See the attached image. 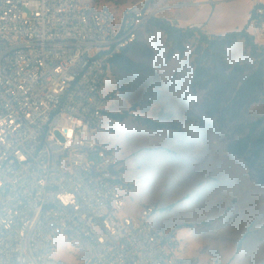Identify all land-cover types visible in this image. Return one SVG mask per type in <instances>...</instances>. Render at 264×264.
<instances>
[{
    "label": "built area",
    "instance_id": "2783aa9c",
    "mask_svg": "<svg viewBox=\"0 0 264 264\" xmlns=\"http://www.w3.org/2000/svg\"><path fill=\"white\" fill-rule=\"evenodd\" d=\"M150 17L140 3L0 0V264H222L180 254L156 205L125 213L136 186L96 140L111 60ZM251 26L264 41V8Z\"/></svg>",
    "mask_w": 264,
    "mask_h": 264
},
{
    "label": "rangeland",
    "instance_id": "374dc122",
    "mask_svg": "<svg viewBox=\"0 0 264 264\" xmlns=\"http://www.w3.org/2000/svg\"><path fill=\"white\" fill-rule=\"evenodd\" d=\"M86 1L117 13L140 3L151 16L184 28L193 18L206 24L209 32L200 29L209 36L254 31L253 0ZM198 38L196 33L187 40L180 54L163 30L148 22L141 27L127 54L130 68L113 63L102 85L109 112L136 108L124 121L108 117L96 140L120 157L125 178L136 186L124 212L136 215L144 205H156L152 222L177 234L180 254L222 264H264V141L257 144L264 120L256 124L264 117V62L238 36L218 49V68L214 56L205 55L210 70L194 86ZM237 62L244 68L234 70ZM257 70L255 86L240 92ZM214 75L221 78L217 104ZM147 118L166 127L141 120ZM90 159L99 157L92 153ZM61 246L59 241L55 255L73 260Z\"/></svg>",
    "mask_w": 264,
    "mask_h": 264
},
{
    "label": "trees",
    "instance_id": "16d2710c",
    "mask_svg": "<svg viewBox=\"0 0 264 264\" xmlns=\"http://www.w3.org/2000/svg\"><path fill=\"white\" fill-rule=\"evenodd\" d=\"M257 8H264V3L263 2H257L254 4L251 12H250V17H249V22L252 20L253 17L256 15V10ZM148 24L154 28H158L163 30L168 38L177 46L178 50L180 51V54H183L186 50L185 47V42L189 40L191 37L195 36L196 33H198L199 38H198V45H197V53H198V63L194 72V86L199 85L203 79L207 76L204 75L207 71H209V67L205 63H203L205 55L207 53H211L214 56L215 59V65L217 66V52L218 49L221 48V50H224L225 45H231L234 41V39L238 36L243 37L245 39V43L247 46L251 48L252 55L257 56L261 63L264 62V46L259 45L255 41V37L252 34H249L247 32V29L242 30L241 32H235V31H230L227 32L224 35H217V36H209L207 33L202 31L199 27H194V28H189V27H181V26H175L172 25L170 20L167 19H162V18H157L151 16L148 20ZM137 41V40H136ZM134 41L133 43H130L126 47L122 49L120 53L115 55L110 63V67L113 63H118L123 66H126L127 69L130 67L131 60L128 57V51L132 49L134 44L136 43ZM202 44H205L206 46L203 47ZM218 68V66L216 67ZM234 70L238 69H243L244 67L240 63H235L234 64ZM216 74H218V71H215ZM259 71L257 70L253 75H250L244 85L241 87L240 92H243L246 90V88H253L255 86L256 82L258 81L259 78ZM214 80L215 84L213 86V94L215 95L213 97L214 104L218 103V92H219V87L221 85V78L220 75H214ZM110 98V97H107ZM136 107L133 105L129 109H125L122 111L118 112H108V117L112 118L113 120L116 121H124L128 117L132 115L131 110L135 109ZM140 119L139 117H137ZM143 120L146 124L153 126L155 128H165L166 124L157 122L153 119L147 118V119H141ZM264 120V117L260 119L256 124H259ZM264 141V128L262 130V136L257 139V144L260 145ZM247 233H245L240 240V243L242 240L246 237Z\"/></svg>",
    "mask_w": 264,
    "mask_h": 264
},
{
    "label": "crops",
    "instance_id": "0c3cea01",
    "mask_svg": "<svg viewBox=\"0 0 264 264\" xmlns=\"http://www.w3.org/2000/svg\"><path fill=\"white\" fill-rule=\"evenodd\" d=\"M257 2H260V1H258V0H253V3L255 4V3H257ZM206 4V3H205ZM204 5V4H203ZM250 17V16H249ZM188 22L190 23V22H192V23H195V24H197V25H201L203 28H205L206 30H207V26H206V24L205 23H203L202 21H195L193 18H190L189 20H188ZM251 28H252V26H251ZM205 32V31H204ZM207 32H209L208 30H207Z\"/></svg>",
    "mask_w": 264,
    "mask_h": 264
}]
</instances>
